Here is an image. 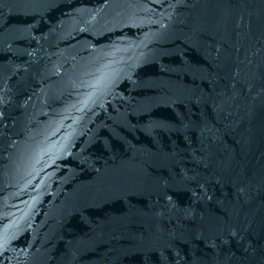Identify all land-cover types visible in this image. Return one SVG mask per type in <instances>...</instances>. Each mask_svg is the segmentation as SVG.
<instances>
[{
    "label": "water",
    "instance_id": "95a60500",
    "mask_svg": "<svg viewBox=\"0 0 264 264\" xmlns=\"http://www.w3.org/2000/svg\"><path fill=\"white\" fill-rule=\"evenodd\" d=\"M0 264H264V0H0Z\"/></svg>",
    "mask_w": 264,
    "mask_h": 264
}]
</instances>
